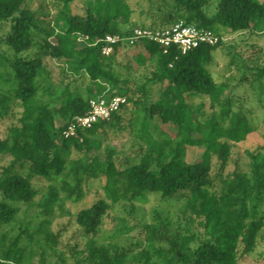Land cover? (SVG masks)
Wrapping results in <instances>:
<instances>
[{
  "label": "trees",
  "instance_id": "obj_1",
  "mask_svg": "<svg viewBox=\"0 0 264 264\" xmlns=\"http://www.w3.org/2000/svg\"><path fill=\"white\" fill-rule=\"evenodd\" d=\"M74 1L55 0L59 6L56 25L47 31L41 45L46 56L64 58L89 76L88 93L85 96L73 90L71 82L60 87L52 83L50 101L42 102L37 96L44 59L24 55L35 44L34 33L40 28L37 14L27 0H0V30L10 23L3 43L11 50L0 46V65L9 68L14 79L12 87L0 86V119L11 116L19 105L23 109L20 123L11 125L8 135L0 139V152L13 157L0 172V226L11 223L17 213L7 200L26 202L39 195L33 176L50 181L38 203L37 216L46 215L38 224L34 228L27 224L16 235L0 231V264H33L35 254L57 244L58 236L44 228L50 223L47 216L65 200L80 201L88 177L106 178V197L76 215L88 237L78 264H240V259L253 251L264 228V152L248 151L250 171L237 170L216 185L213 157H218L223 171L231 155L229 140L242 142L251 126L239 112L230 115L227 125L214 115L205 118L190 105L187 95L206 96L224 105L223 113L229 114L226 105L231 103L232 87L218 82L207 67L213 51L223 44L216 29L264 30V0H219L214 15L206 10L208 0H172L164 18L151 27H168L183 20L213 29L218 42L187 52L177 46L165 52L159 43L144 39L134 46L116 43L110 55L103 54V43L96 41L106 34H128L134 29L122 27L131 21L130 4L126 0H94L87 3L84 14H78L72 10ZM144 65L149 73L139 83L130 71ZM255 69L264 79V63ZM155 85H159L157 97L147 103ZM114 94L125 95L126 102L109 119L78 129L74 136L61 135L68 123L89 111L92 97ZM141 101L145 114L139 120L137 137L145 149L140 160L117 161L119 150L112 146L105 149V158L95 154L102 148L98 136L121 127L125 106ZM156 117L174 125V137L155 134L151 123ZM188 145L204 149L199 160L186 159ZM73 151L82 154L72 158ZM17 166H21L19 171ZM180 190L189 191L183 217L178 221L158 218L146 224V249L131 253L118 241L99 242L97 233L117 202H145L150 192L170 197Z\"/></svg>",
  "mask_w": 264,
  "mask_h": 264
},
{
  "label": "rangeland",
  "instance_id": "obj_2",
  "mask_svg": "<svg viewBox=\"0 0 264 264\" xmlns=\"http://www.w3.org/2000/svg\"><path fill=\"white\" fill-rule=\"evenodd\" d=\"M94 0H76L72 3L74 13L84 14L87 3ZM133 11L131 21L122 23L125 29L138 26H151L155 22H160L168 12V5L172 0H126ZM219 0H208L206 10L209 15H214L217 11ZM27 4L37 14V24L40 28L35 30L34 47L27 50L24 55L28 57L42 56L44 67L38 76L40 89L37 98L42 102H49L52 94L50 87L63 86L66 82H71V88L78 90L81 94L87 95L90 78L82 69H77L71 63H67L64 58L46 56L43 53L42 42L47 38V31L56 25L57 7L55 0H27ZM264 26V25H262ZM10 23H6L0 30V46L7 50L8 46L3 43V38L9 32ZM222 37L223 44L213 51V59L208 64V68L214 74L218 82H227L231 85V103L226 105L229 114L223 113L224 105L212 102L206 96L188 94V101L196 110H199L205 118L216 116L218 121L227 125L230 115L234 112L242 113L251 126V131L242 142L231 145V155L220 172V161L215 155L213 157V175L216 177V185H220L223 178L232 176L237 170L250 171V157L248 151L260 150L264 152V79L256 75L255 68L264 63V30H244L232 32L229 29L218 26L216 29ZM133 59V58H132ZM136 63L135 59L132 60ZM124 72L128 71L123 69ZM139 83L145 81V74L149 73V67L144 65L139 69H132ZM0 86L4 89L12 87L14 79L11 70L4 65H0ZM134 80H132L133 83ZM159 85H155L152 95L147 103L157 97ZM16 111L9 117L0 119V139H4L9 128L13 124H19V116L22 107L19 105ZM145 114L143 101L138 103L129 102L122 111L121 127L108 129L106 134L98 136L102 140V148L94 153L105 158V149L108 146L118 148L116 160L124 161L128 159L131 163L138 162L145 144L137 137L139 120ZM151 127L158 136H175V127L170 123H163L159 119L153 118ZM200 136V134H195ZM204 149L198 146L188 145L186 149V159L195 161L201 158ZM82 153L73 151L72 158H78ZM12 156L8 153L0 152V172L2 168L12 161ZM121 161V162H122ZM21 166H17L20 170ZM23 171H27L23 168ZM39 195L30 201H9L17 208V213L13 221L0 226V231L9 235H16L25 228L27 224L34 228L38 222L46 215L37 216L39 212V200L49 187L50 181L32 177ZM105 177H88L84 181L83 198L80 201L65 200L63 206L57 205L50 219L49 224L44 228L58 236V243L53 247H47L46 251L37 253L33 257V264H78L77 260L83 257L85 244L88 239L82 232L76 221V215L85 207L93 204L96 200L106 197L104 189ZM58 184V183H57ZM60 184V183H59ZM58 184V185H59ZM64 193L62 192L61 195ZM188 190H180L173 196L166 197L160 193L150 192L146 196L145 202L119 201L112 206L100 227L98 240L100 243L119 242L131 253H139L148 247L146 239L145 225L156 221L158 218H168L178 221L183 217V208L187 202ZM3 196L0 192V200ZM123 228V229H122ZM130 228L129 231H124ZM258 238L257 245L248 254H245L239 261L240 264H264V228ZM203 233V238H205ZM220 264V263H216Z\"/></svg>",
  "mask_w": 264,
  "mask_h": 264
},
{
  "label": "built area",
  "instance_id": "obj_3",
  "mask_svg": "<svg viewBox=\"0 0 264 264\" xmlns=\"http://www.w3.org/2000/svg\"><path fill=\"white\" fill-rule=\"evenodd\" d=\"M148 39L159 43L164 47L165 52H169L176 46L183 52L196 48L203 44H215L219 40L218 34L211 28H200L196 24H189L181 20L174 25L155 28L151 26L135 27L128 34L112 33L98 38L96 42H102V52L110 55L116 43L134 46L137 42ZM126 102V96L114 94L111 97L96 96L89 101L90 109L86 114L77 116L62 130L61 135L70 137L77 134L78 129L92 127L96 122L109 119L112 114L121 108Z\"/></svg>",
  "mask_w": 264,
  "mask_h": 264
}]
</instances>
